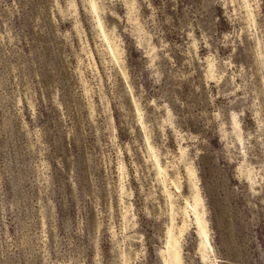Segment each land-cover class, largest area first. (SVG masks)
Instances as JSON below:
<instances>
[{
    "label": "rangeland",
    "instance_id": "obj_1",
    "mask_svg": "<svg viewBox=\"0 0 264 264\" xmlns=\"http://www.w3.org/2000/svg\"><path fill=\"white\" fill-rule=\"evenodd\" d=\"M0 264H264V0H0Z\"/></svg>",
    "mask_w": 264,
    "mask_h": 264
},
{
    "label": "bare ground",
    "instance_id": "obj_2",
    "mask_svg": "<svg viewBox=\"0 0 264 264\" xmlns=\"http://www.w3.org/2000/svg\"><path fill=\"white\" fill-rule=\"evenodd\" d=\"M199 204H200V199L197 200V207H198ZM198 218H199V223H200V226H201V230H202L203 235L207 239H209L210 238L209 231H208L209 229L207 227L208 222L207 221H206L207 223L205 222L204 215H201V212L198 213Z\"/></svg>",
    "mask_w": 264,
    "mask_h": 264
}]
</instances>
